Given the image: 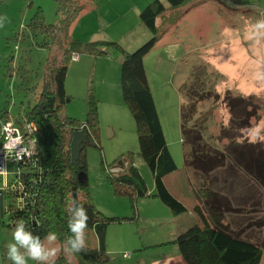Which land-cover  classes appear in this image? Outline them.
Returning a JSON list of instances; mask_svg holds the SVG:
<instances>
[{
  "label": "rangeland",
  "instance_id": "374dc122",
  "mask_svg": "<svg viewBox=\"0 0 264 264\" xmlns=\"http://www.w3.org/2000/svg\"><path fill=\"white\" fill-rule=\"evenodd\" d=\"M77 1L82 8L72 28L76 27V35L80 32L83 40L72 35L74 39L84 43L114 42L126 52H133L151 38L140 22L138 12L154 0ZM249 2L254 8L264 10V0ZM239 6L232 0H211L193 8L187 16L168 27L146 58L148 86L176 166V171L164 177V183L171 195L186 208V212L178 216L151 196L155 193L153 178L138 154L135 124L121 97L120 64L113 61L119 56L120 60L117 59L121 63L120 52L108 49L105 57L92 55L113 62L115 71L110 61H106L108 65L103 60L95 64V59L91 58L83 64V53H80L81 64L72 60L67 63L65 91L70 101L63 106V114L83 124L90 90L97 100L100 149L94 146L84 149L88 197L105 217H133L107 227L108 264H152L165 258L171 259L169 264H184L173 241L189 227L202 225L193 212L196 205L205 201L202 187L212 188L229 201L232 212L224 213L223 224L231 228L238 226L236 231L244 229L241 237L262 248L260 264H264V187L262 189L258 182L248 180L239 171L232 175L217 170L209 177H202L199 172L186 169L181 144L180 112L183 107L188 114V127L198 131L203 144L219 152L229 145L228 140L218 138L221 131L230 132L234 128L231 120L236 119L224 104L225 96L249 98L256 113L250 120L251 127L264 124V82L254 78L256 71L264 74V40L248 39L249 25L255 21L253 18L246 21L247 24L237 23L236 18H248L252 14L239 12ZM244 7L247 12L254 11ZM38 10L46 25L58 23L56 0H0V110L7 111L13 121L34 105L43 90L46 60L53 53V50L39 46L46 39L40 34L33 36L27 27ZM222 30L227 37L223 36ZM123 34L129 50L122 46ZM104 81L108 83L105 85ZM193 90L196 97L192 96ZM230 133L239 135L237 142L250 143L248 131L233 130ZM258 144L262 149L259 146L257 149L264 151V143ZM123 161H130L137 168L150 195L139 199L133 209L128 197L113 193L106 177L105 169ZM17 172V165L8 162L5 172L0 175V192L5 184L14 180ZM207 215L210 218V213ZM13 229L3 213L0 216V264H11L6 257V248L12 242ZM86 237L87 247L98 246L92 229H86ZM56 246L61 247L58 243ZM124 254L129 257L124 258ZM28 264L35 262L29 260Z\"/></svg>",
  "mask_w": 264,
  "mask_h": 264
},
{
  "label": "trees",
  "instance_id": "16d2710c",
  "mask_svg": "<svg viewBox=\"0 0 264 264\" xmlns=\"http://www.w3.org/2000/svg\"><path fill=\"white\" fill-rule=\"evenodd\" d=\"M209 1L211 0H154L149 3L140 12L139 19L151 34V38L133 52H126L114 42L84 43L74 39L71 35L72 24L82 8L77 0H56L59 15L57 24L46 25L40 10L30 19L27 27L31 34H40L46 39L39 46L53 50V53L46 60L43 90L34 105L28 107L15 121L20 126H30L32 132L29 135L23 132V135L25 139L33 141L34 149L28 158L17 165L18 172L14 180L3 186L2 211L13 228L17 222L23 221L26 227L42 239L48 232H56L59 235L57 243L62 248L71 235L67 226V209L73 200L82 204L89 217L87 229L95 232L98 246L87 247L85 252L75 255L61 251L55 264H108L109 258L105 249L107 227L114 222L133 219L105 217L91 203L87 193V181L79 183L77 180L79 173L86 174L85 147L94 146L100 149V129L97 100L91 90L88 93L83 125L62 112L63 106L70 101V96L65 91V80L67 63L71 56L80 53L104 56L108 49H117L120 52L121 97L135 124L138 154L153 178L155 193L151 196L157 198L173 215L178 216L185 213L186 208L171 195L164 183V177L176 171V166L169 153L148 86L143 60L170 25L175 24L197 5ZM232 2L244 5L248 1ZM159 18L162 20L157 24ZM195 95L193 90L192 96L196 97ZM223 101L230 114L236 116V119L231 120L234 128L230 132H247L251 128L250 120L256 115L251 100L240 96H225ZM189 112L193 114L192 106ZM187 116L182 107L180 132L186 169L197 171L202 177H209L217 170H224L232 175H237L239 171L248 180L258 182L263 189L264 151L260 144L246 141L239 143L236 141L239 135L221 131L218 138L228 140L229 145L219 152L202 143L198 131L188 127ZM5 117H8L7 111L0 110V118ZM76 130L84 132L86 141L81 144L79 157L72 164L70 143ZM258 146L260 150L257 149ZM105 170L113 193L128 197L132 209L139 199L150 197L144 179L130 161L118 162L116 167ZM202 188L205 201L202 200V205H196L193 209L202 225L189 227L173 241L183 263L260 264L262 248L241 237L244 229L236 231L238 226L231 228L223 224L226 215L224 213L232 212L229 201L212 191V188ZM207 213H210V218Z\"/></svg>",
  "mask_w": 264,
  "mask_h": 264
},
{
  "label": "clouds",
  "instance_id": "9594fccd",
  "mask_svg": "<svg viewBox=\"0 0 264 264\" xmlns=\"http://www.w3.org/2000/svg\"><path fill=\"white\" fill-rule=\"evenodd\" d=\"M248 36L256 42L264 40V18L249 25ZM254 78L264 82V74L260 71L254 73ZM247 131L250 143H264V124H257ZM67 211V226L71 235L62 248L56 246L59 240L56 232L50 231L42 239L26 227L23 221L17 222L12 231V242L6 248V257L11 264H28L29 260L34 261L35 264H55L56 257L61 251L72 255L85 252L89 219L87 210L82 204L73 200Z\"/></svg>",
  "mask_w": 264,
  "mask_h": 264
},
{
  "label": "built area",
  "instance_id": "2783aa9c",
  "mask_svg": "<svg viewBox=\"0 0 264 264\" xmlns=\"http://www.w3.org/2000/svg\"><path fill=\"white\" fill-rule=\"evenodd\" d=\"M79 58V54L71 56L72 61H78ZM23 132L25 135H29L32 130L29 125L20 126L16 124L9 116L0 118V175L5 172L8 162L18 165L32 154L33 141L28 138L25 139ZM123 257L127 258L129 254H124Z\"/></svg>",
  "mask_w": 264,
  "mask_h": 264
},
{
  "label": "crops",
  "instance_id": "0c3cea01",
  "mask_svg": "<svg viewBox=\"0 0 264 264\" xmlns=\"http://www.w3.org/2000/svg\"><path fill=\"white\" fill-rule=\"evenodd\" d=\"M161 1V0H160ZM164 1V0H163ZM248 2L246 3V4H244V5H246L247 7H250L249 9H253L254 11L253 12H247V10H246V8L244 7V5H241V6H239L241 9L243 8V10H241V9H237V7H234V8H236L239 12H244V14L245 15H247V14H249L250 15V13H252L251 14V16L250 17H248V18H236V21H237V23H240V25L241 24H247L248 22H246V21H249V20H251V19H253L254 18V21H256L257 20V18L258 17H262V18H264V10L263 9H261V8H258V7H256V8H254L253 7V5L249 2V0H247ZM207 3H209V2H206V3H203V5L204 4H207ZM199 6H202V4H200V5H197L196 7H194V8H197V7H199ZM230 6V5H229ZM233 7V6H232ZM238 7V8H239ZM139 9V8H138ZM143 9H139V14H140V12L142 11ZM229 10V9H228ZM191 11V10H190ZM190 11H188V13L190 12ZM249 11V10H248ZM257 12H259L258 14H257ZM262 12H263V14H262ZM188 13H186L187 15H188ZM139 14H138V17H139ZM185 14V15H186ZM184 15V16H185ZM186 15V16H187ZM230 15L228 14V17H229ZM183 17V16H182ZM181 17V18H182ZM261 18V19H262ZM161 20L162 19H158V21H156V23L158 24V22L160 23L161 22ZM252 21V20H251ZM141 22V21H140ZM236 25V24H235ZM234 25V26H235ZM225 26V25H224ZM233 26V27H234ZM145 27V26H144ZM146 28V27H145ZM246 28V27H245ZM247 29V28H246ZM130 32V31H129ZM132 32V31H131ZM224 32V30H222V32L221 33H223ZM77 34V30H76V27L75 26H73V28L71 29V35H73V36H76V38L77 39H80V40H83L82 38H81V34H80V32L78 33V35H76ZM83 34H85V33H83ZM82 34V35H83ZM247 35H248V31H247V33H246ZM223 36H225V37H227V34L224 32L223 33ZM122 41L121 42H123L122 43V46L125 48V49H128L129 50V45H125L126 44V37H125V34H123L122 35ZM125 37V38H124ZM249 39V38H248ZM225 40V39H224ZM111 50H113V49H111ZM150 53V52H149ZM149 53L144 57V60H143V62H144V66H145V62H146V58L148 57V55H149ZM84 55V58L83 59H85V62H83V64H85L86 63V61H87V59H91V58H93V59H95L94 60V62L93 63H97V61L98 60H103V61H110V60H108L107 58H105V60L103 59V58H94L92 55H89V54H83ZM119 55V54H118ZM122 56V55H121ZM103 57H105V56H103ZM115 56H113V58H114ZM117 58H119V60H120V57L119 56H117V57H115V60H113L117 65H119L120 64V61L117 59ZM82 61L83 60H81V57L79 58V60L78 61H74V62H76V63H78V64H81L82 63ZM89 61V60H88ZM110 64H112L113 62H109ZM106 64H107V62H106ZM102 65V64H101ZM108 65V64H107ZM113 65V64H112ZM114 66V71H115V65H113ZM104 70V68L102 67L101 68V72ZM65 82H66V80H65ZM108 82H106V81H104V84L106 85ZM183 164H184V162H183ZM171 259H163V260H156V261H153L152 262V264H157L158 262V264H169L171 261H170Z\"/></svg>",
  "mask_w": 264,
  "mask_h": 264
},
{
  "label": "water",
  "instance_id": "95a60500",
  "mask_svg": "<svg viewBox=\"0 0 264 264\" xmlns=\"http://www.w3.org/2000/svg\"><path fill=\"white\" fill-rule=\"evenodd\" d=\"M83 125V124H82ZM86 141L84 132L82 130H76L73 133L72 140L70 143V150H71V163L74 164L80 153V146L82 143ZM77 180L79 183H84L86 182V174L84 173H79L77 175ZM2 192H0V216H3V211H2Z\"/></svg>",
  "mask_w": 264,
  "mask_h": 264
}]
</instances>
